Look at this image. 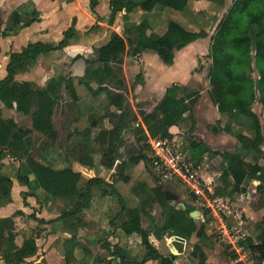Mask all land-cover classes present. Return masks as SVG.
<instances>
[{"label": "trees", "instance_id": "trees-1", "mask_svg": "<svg viewBox=\"0 0 264 264\" xmlns=\"http://www.w3.org/2000/svg\"><path fill=\"white\" fill-rule=\"evenodd\" d=\"M189 1L111 0V7L113 14L122 10L129 12L136 7H140L147 13H160L167 7L181 11L186 8ZM97 2L98 0L91 1L93 11H95ZM22 18L23 16L17 11L11 14L13 29L22 22ZM217 21L211 35L208 54L210 66L205 84L210 87V97L220 116L231 112L255 119L256 138L249 140L243 134H238L237 137L246 142L250 141L252 147H259V144L264 142V131L262 132L257 114L252 111V105L258 96L259 100L264 102V0H232L224 15ZM28 23L30 22L25 24ZM150 27L151 24L145 17L139 24L126 28V36L116 31L111 32L109 41L98 48L96 59L86 60L89 65L88 73L99 85L96 91L100 93L106 90L113 104L119 108L108 114L109 128H103L97 137V141H100L103 146L106 166L112 170L108 180L99 176L85 178L72 165L56 168L50 163L38 161L33 157L19 163L17 179L29 189L42 188L53 197H63L68 200L67 207L61 210L58 219L69 222L68 229L74 241L77 236V226L83 224L84 221L83 211L90 207L95 189L106 186L101 194L115 195L120 204V210L110 224L116 227L115 220L123 216L121 222L123 231L127 234L139 233L147 249L142 259H128L124 248L116 243L109 251L111 259H108L106 264H146L149 259L160 260V264H173L176 256L163 255L151 242L152 233L158 238L165 233L180 235L188 240L194 236L197 237L199 241L194 245L191 253L198 258L199 264H205L207 258L202 244L210 240L205 222L196 221L188 211L177 207L167 196L165 186L159 183L150 186L145 181L137 182L131 188L139 200L135 207L126 206L122 194L115 186L119 180L129 181V176L124 174L128 161L131 163H138L142 160L150 161L146 150L151 153L150 146L146 142L148 135L144 133L137 139L136 149L128 152L129 160L119 159L121 156L119 145L123 130L130 119L127 117L129 111L123 106V94L112 89L121 90L126 86L123 70L124 54L137 56L146 49H152L164 63L172 64L175 61L176 51L209 35L206 29L191 30L174 19L168 20L167 29L161 35H149ZM76 34L73 25L65 31V37L58 45L36 41L29 43L21 52L12 53L6 66L7 75L0 79V100L4 105L14 108V103H16L18 111L25 114L32 112V126L29 129L39 131L53 140L58 134L53 115L62 97L63 86L74 100H77L79 96L73 78L59 74L50 78L44 87H35L29 81H17L15 76L33 65L40 55L58 49L62 50ZM80 57L82 55L73 57V61ZM254 69L259 73L257 80L252 76ZM199 95L200 92L186 87V93L178 96L172 87L168 88L154 110L150 112L141 110L140 112L149 134L162 137L171 136V127L180 126L185 113L193 114ZM191 98H194L192 105L189 101ZM226 129H229L228 125ZM26 136L15 120L4 118L0 110V206L11 201L13 187L12 176L4 172V157L8 152L24 148L27 141ZM188 141L189 152L197 162L205 154L221 155L223 159L220 176L222 184L218 187V189L221 187V193L232 194L246 191L247 186L244 182L250 171L254 175L259 171L262 173L263 184L259 186V190L264 192V167L255 164L248 171L240 153L214 150L204 140L193 136H188ZM52 150L51 147L46 155H40L42 161H46L45 157L48 158ZM153 202L158 203L163 209L161 219H157L148 212V206ZM21 213L22 211L17 210L11 216L0 217V255L6 264H23L27 258L33 257L38 252L39 247L35 236L25 238L21 245L16 242L14 217ZM144 215L149 218L148 226L144 225ZM258 226V231L248 237L247 244L256 256L264 259V228L260 224ZM111 233L115 236L114 231ZM105 242L109 245L108 239ZM75 251L74 242L66 251L67 262L76 261ZM232 256L235 257V254L233 253Z\"/></svg>", "mask_w": 264, "mask_h": 264}, {"label": "crops", "instance_id": "crops-1", "mask_svg": "<svg viewBox=\"0 0 264 264\" xmlns=\"http://www.w3.org/2000/svg\"><path fill=\"white\" fill-rule=\"evenodd\" d=\"M91 1L92 0H0V79L4 78L7 75L6 66L10 61L12 53L21 52L22 49L29 43L36 41L58 45V43L65 37V31L73 25L77 34L68 43L67 46H65L62 50L58 49L47 54L40 55L36 62L27 70L21 71L16 74V80L19 82L29 81L35 86L44 87L50 78L58 76L61 73L63 75H66L64 69L67 68V57L84 55L86 58H88V55L91 54L94 57L92 59H96L98 48L109 41L111 32L116 31L119 34L123 35L126 28L139 24L145 17H147L151 24V27L148 29V34L161 35L166 31L167 22L169 19H171L170 17L165 15L163 11L160 13H147L140 7H136L129 12L126 10H122L113 14L111 0H98L95 11H93ZM192 3H194V6L197 7V10L200 4L203 5L206 8V12L200 13L199 10H195L194 12L193 8H190L191 6L194 7ZM214 5L215 1L190 0L185 9L178 11L179 13H181L177 15L178 19L176 20L191 30L206 29L209 33L208 37L199 38L191 42L186 47L176 51L175 61L172 64L164 63L158 56V54L152 49H146L137 56L126 53L123 56L124 75L127 74L129 66H131V61L127 56L129 55L130 58L134 57V59L137 58L139 62H143V71L147 76L151 77L150 80H152L153 85L160 86L159 88L165 87L161 92V98L165 95L167 89L172 87L174 84L192 88L193 85L191 84V77L196 68L197 61L202 57V53H206V49H202V46L208 42V47H210L211 35L218 22L213 17L211 18V20H207L214 12ZM14 11L19 12L23 16V18L22 22L13 29V27L11 26V14ZM185 13H187V16H185ZM28 21L30 23L25 24ZM150 58H153L156 61H158V59L162 61L163 64H160V73L154 72L159 69L151 66L152 64L149 60ZM86 60L87 59L83 60V63L78 62L72 64L69 68L70 71L72 70L71 73L73 74L77 70V68H84L85 73L87 69ZM128 64L129 66H127ZM184 71L185 73H183ZM180 77L185 79L181 80ZM196 77H198L197 73ZM116 91L120 93L122 89ZM208 99L213 105H215L210 97L209 92ZM203 100L207 102V100L205 99V90L200 92V95L195 102L194 108L196 104H198L199 107V104ZM14 105V108H8L0 100V110L2 111V115L4 118H12L4 116V108L18 111L16 108V103H14ZM252 111L257 114L263 132L264 102H261L259 100V96L252 105ZM214 112L205 111V113H209L212 116L208 115V117L206 118L203 117V120L205 121L212 118V120L208 122L211 123L216 120V118H225L226 124L223 125L221 123L220 126H214L210 130H205L204 134L200 133V135L203 134L207 136V138L206 136L202 137L204 142H206L212 149H214L210 144V139L213 138L214 141L217 142V139H219L220 146L222 147L224 145L222 148H224L225 150H217L221 152L240 153L246 163L248 171H250L249 169L255 164L264 167V142H261L259 144V147H252L250 141L246 142L237 137L238 134H243L249 140H254L256 138L257 130L253 118L243 115H237L231 112L223 116H219L217 112ZM187 117H190L189 112L184 114L182 120L180 121V126L178 127H182V125L188 119ZM226 125L229 126L228 130L226 129ZM105 128H109V125L105 126ZM146 132H148V130H146ZM229 137H231L232 140L229 141ZM208 138L209 140H207ZM206 155L207 154H205L204 156ZM245 155L246 158L244 157ZM222 163L223 159L221 160V171L219 170L218 172H214V176L207 174L210 180L214 181V185L216 186L218 184L216 183L215 177L218 181H220V176L222 173ZM143 166H145L143 161H140L138 163H127L125 168L126 174L129 173L127 175L131 176L134 172L143 169ZM73 167L75 170L81 172V174L85 178L99 176L107 179L108 175L112 171L109 167L103 165L99 166L98 168L95 167L94 170L87 169L83 164L75 165ZM261 174L262 173L259 171L256 175H254L252 171H250L244 182L245 186H247L246 191L240 193L234 192L232 194L228 193L226 195L220 196H225L226 198L228 197L227 199H229L230 197L237 198V196L238 198L240 196H242L241 198H243L244 194H248V196H250L252 193L263 195L264 192L259 190V186L263 184ZM12 179V199L9 203L0 206V217L11 216L17 210L22 211V213L24 214L30 215L25 207H17L16 210H13V208H11L16 200V193L20 194L23 191H27L26 185H23L18 181L17 173L15 176L12 175ZM136 180V178L130 177L129 183L131 184V188L133 186L132 183ZM140 181H145L150 186H154V184L150 180ZM126 185L127 186L119 182L115 184L118 191L122 194L126 206L135 207L138 205L139 200L133 194L131 188H129L128 183ZM40 191L46 193L42 188H37L36 190H32V194H40ZM114 198L115 197L113 195H99L94 193V197L92 199L90 207L84 209L83 211V224L77 226V236L75 241L72 239V233L68 229L69 222H64L63 220L58 219L61 214V210L59 212L56 211L52 218L41 216L40 218H44L46 221H48V239L45 238V240H47V243L43 248V251L45 253L43 254L44 260L42 264H54V260H59L65 257L66 251L73 245L74 242L76 245L75 256L80 257L78 260L83 259L85 260V262L91 261L90 263L92 264L95 263L96 257L97 260L99 259L97 254L102 255L104 253L106 257L104 258V256L102 255L101 259L103 260V263L101 264H106L107 260L111 259V257L109 256V251L116 243H119V245L124 248L128 259H142L145 256L147 249L142 243L141 235L136 232L127 234L123 231V229L121 228L123 216H120L115 220V228H112V225L109 223L111 217L114 216L113 214H115L116 216L119 212L117 203ZM247 211L249 212V210ZM14 219L16 220V216L14 217ZM110 231H114L115 236H112L110 234ZM169 235V233H165L161 238H158L154 233H152L150 236V240L163 255L176 256L173 264H189V259H186L188 254H191V257L195 261V264L199 262L198 258L194 257L191 253L196 243L192 246H189L188 244V246L184 250L185 254L177 255L173 252ZM30 236L36 237V235H27V237L25 238H28ZM102 239L103 245L102 248H98L97 254L96 252H92V250H89V242L96 245L100 242V244H102ZM106 239H108L109 245H104ZM38 240L39 238L36 237V241L39 247ZM190 241L191 239L189 240V242ZM21 244L22 243H20L19 245ZM62 246L64 247V250L62 249ZM189 247L190 249H192L191 252L188 251ZM202 248L206 254V258H208L206 260L207 264H219V261L213 260L209 257L210 255H208V251L206 250V248H204V246H202ZM39 249L40 247L38 248V250ZM77 251H79L80 255ZM83 252L84 254H82ZM146 264H160V260L149 259L147 260Z\"/></svg>", "mask_w": 264, "mask_h": 264}, {"label": "rangeland", "instance_id": "rangeland-1", "mask_svg": "<svg viewBox=\"0 0 264 264\" xmlns=\"http://www.w3.org/2000/svg\"><path fill=\"white\" fill-rule=\"evenodd\" d=\"M231 3L232 0H215V5L213 6L214 12L207 20H211L212 17L216 20H219L224 15ZM192 5L194 6V3H192ZM190 8H193L194 12L195 10H197L196 6H191ZM205 9L206 8L201 4L198 7L200 13L206 12ZM163 12L165 15L175 20L178 19L177 15L181 13L172 8L163 9ZM185 16H187V13H185ZM123 35L126 36L125 31ZM202 49H206V53H202V57L199 58L197 61L196 68L191 77V84L193 85V87L189 89L198 92L205 90V99L207 100V102H205L204 100L201 101L199 107L198 104H196L193 110V114L190 115V117H187L188 119L182 125L183 128L178 127V130H172V132L174 134H177L178 137L182 140L184 139L180 136L185 134L184 144L188 151V136H193L197 139L203 140L202 137L206 136L203 135L205 130H210L214 126H220L221 123L223 125L226 124L225 118H216V120L211 123L208 122L212 120V118L205 121L203 120V117L206 118L208 117V115L212 116L209 113H205V111H215L214 113L217 112L218 115L219 112L217 110V107L209 101L208 92L210 87L205 84V78L207 76L210 66V60L208 57V42L202 46ZM127 56L128 59L131 61V66H129V64L127 65L129 66V69L127 74L124 75L127 87L125 86V88H123L120 93L123 94V106L126 110L129 111L127 117L130 120L124 127L119 145V152L121 154L119 159H125L126 161L129 160L130 156L128 152L136 149L135 144H137V139L141 137L144 133L149 134V132H146V125L140 114L141 110L147 112L154 110V108L157 106L158 102L161 99V92L165 88H159L160 86L152 84V80H150L151 77L147 76L143 71V62H139L137 58L134 59V57L130 58L129 55ZM92 58L94 57L91 54L88 55V58L82 55V57L75 61H73V57L66 58L67 68L64 69L66 72L65 76L73 78V81L76 84L77 91H79V96H77V100H74L71 97L69 91L65 88V86H63L62 97L61 99H59L53 115V121L58 132L56 139H49L41 132L29 129L32 126V112H30L29 114H24L20 111H15L12 109H3L4 116L14 118L18 126L27 135L25 137L27 138V141L26 146L24 148H21L20 150L15 152H8V154L4 157V172L6 174L15 176L18 172L17 170L19 163L25 160L28 161L32 157L37 159L38 161L50 163L56 168H62L68 165L75 166L83 164L86 166L87 169L94 170L95 167L98 168L101 165H107L106 158L103 155L102 143L100 141H97V137L99 133L103 130V128L109 125L108 114L112 111L119 110V108L113 104L106 90L100 93L96 91L99 85L95 80H93L92 76L88 73V63H86V72L84 73V68H81L80 75L78 74V68L73 74L71 73L72 70H69L72 64L78 62L81 63L85 59L93 60ZM149 60L152 64L151 66H154L156 69H159L154 72L160 73V64H163L162 61L160 59L156 61L153 58H150ZM183 73H185V71ZM196 73L199 78L196 77ZM252 76L256 80L259 78V73L256 69H254V71L252 72ZM180 79L184 80L185 78L183 79L182 77H180ZM172 88L174 90V93L178 96H181L186 93L185 86H178L174 84ZM189 101L192 105L194 103V98H191ZM218 120L220 121L218 122ZM253 121L256 122L254 118ZM200 133L203 134L200 135ZM207 140H209V138ZM217 140L218 142L214 141V139L211 138V146L215 150H225L224 148H222L224 145L221 147L219 139ZM228 140H232L231 137H229ZM51 147L53 148V150L51 151V153H49L48 158L45 157L46 161H42L40 155H46V152ZM146 151V153L149 154L150 157L151 153L148 150ZM244 157L246 158V155ZM221 160V156L217 154L216 156L215 154H207L206 156H203V158L198 163L203 164L205 174L214 176V172H218L219 170L221 171ZM142 161L144 162L145 166L142 167L143 169H140L139 171L134 172L131 176H129V181L130 177H134L137 180L134 181L132 185H135L137 182H140V180H150L154 185L157 184V178L156 176H154L150 169V161ZM128 163L131 162L128 161ZM124 174L127 175L129 173L126 174L125 171ZM106 180H108V178ZM215 180L218 184L217 186L214 185L215 187L213 188L215 194L226 195L224 193H221V187L218 189V187L222 184L221 180L218 181L216 177ZM129 181L119 180L118 182L122 183L125 186H127L126 184L128 183L129 188H131V184L129 183ZM177 181L163 183V186H165L166 191H169L177 196V198L173 200V203L177 205V207L180 208V204L182 202H186L194 209H197V207H199L202 213L204 214V217L206 219V228L208 233L210 234V240L208 241V243L202 246H204V248H206V250L208 251V255H210L209 257L213 260L219 261V264H233V252L222 239V232L219 228L222 223L221 220H223V222L227 226H232L237 223V214H241V216L247 223L246 226L248 227V233L250 234V236L252 234L254 235L258 231L259 224L261 225V227L264 228V194L261 195L258 193H252L250 196H248V194H244L243 198H241L242 196H240L239 198L238 196L237 198L230 197L228 201L225 202V205H227L226 209L229 210V212L227 210H220L219 213L215 215L213 213H210V210L206 207H201L200 205H198L199 200L197 196L191 193L190 190H186L185 188H183ZM105 188L106 186L96 188L95 194L101 195L102 191ZM26 189L27 191H23L20 194L16 193V200L11 207L13 208V210H16L17 207H25V209L30 213V215L21 213L16 216V242L20 244L23 242L24 238L27 237V235H36V237L39 238L38 243L40 249L38 250L36 255L30 257L29 259H26L23 264H42L44 260L43 254L45 253L43 251V248L47 243V240H45V238L48 239V222H42L41 220L45 219L40 217L44 216L46 218H52L56 211L59 212L60 210L67 207L68 200L63 197L54 198L51 195L49 196V194L43 193V191H40V194L33 195L32 190L36 189H29L28 186H26ZM218 192L220 194H218ZM113 196L115 197L114 200L117 203L118 210H120L118 198L115 195ZM209 196H211L210 193ZM223 197L226 198L225 196ZM194 209L192 211H194ZM247 210H249V212ZM148 212L154 214L157 219H161L163 215L160 205L155 202L151 203V205L148 206ZM113 215L115 216V214ZM114 216L111 217L109 223H111ZM143 219L144 225L148 226L149 218L144 215ZM199 222L202 223L201 219L199 220ZM111 227L115 228L113 224ZM111 232L112 231H110V234H112ZM101 241L102 244H100V242L97 245L89 242V250H92V252H96L97 254L98 248H102L103 245V239ZM191 241L189 242V246H192L197 243L198 239L194 236ZM104 245H106V242H104ZM62 249L64 250L63 246ZM188 251L191 252L192 249H190L189 247ZM77 252L79 254V251ZM82 254H84V252ZM104 254L102 255L105 258L106 255ZM102 255L97 254L99 259L97 260L96 257V261L93 264L103 263V260L101 259ZM79 258L80 257H76V261L70 260L69 262H67L66 258L63 257L62 259L54 260L53 262L54 264H92L90 263L91 261L85 262V260L83 259L78 260ZM186 259H189V264H195V261L192 259L191 254H188ZM0 264H6L1 255Z\"/></svg>", "mask_w": 264, "mask_h": 264}, {"label": "built area", "instance_id": "built-area-1", "mask_svg": "<svg viewBox=\"0 0 264 264\" xmlns=\"http://www.w3.org/2000/svg\"><path fill=\"white\" fill-rule=\"evenodd\" d=\"M172 128V127H171ZM172 132V130H171ZM146 142L150 146V169L156 176L159 184L177 181L183 188L190 190L199 200L198 205L206 207L210 213L218 214L220 210H227L225 202L227 198L216 195L214 181L210 180L209 176L204 172L202 163L195 161L190 152L186 149L184 140L181 135L180 139L177 134L172 132L171 136H152L147 134ZM209 193L211 196H209ZM208 194V195H207ZM204 200V201H203ZM224 201V202H223ZM199 212L198 221L206 222L204 214L197 207ZM229 212V210H227ZM237 223L232 226H227L221 220L219 226L222 234V239L230 250L235 254L232 258L233 264H264V259L256 256L247 244V239L250 236L248 233L247 223L241 216L237 214ZM170 242L172 243L173 252L177 255L185 254L184 250L189 244V240L183 236L170 234ZM182 247V251L179 250Z\"/></svg>", "mask_w": 264, "mask_h": 264}, {"label": "water", "instance_id": "water-1", "mask_svg": "<svg viewBox=\"0 0 264 264\" xmlns=\"http://www.w3.org/2000/svg\"><path fill=\"white\" fill-rule=\"evenodd\" d=\"M81 63H83V62H81ZM78 74L80 75L81 74V70L80 69H78ZM171 130H173V131H175V130H178V126H173L172 128H171ZM166 194H167V196L170 198V199H172V200H174L175 198H177V196L176 195H174V194H172L171 192H169V191H166ZM181 209H183V210H186V211H188L189 213H190V215L196 220V221H198V215H199V212H198V210L197 209H194V208H192L188 203H186V202H182L181 204ZM194 209V211H192ZM197 215V216H196ZM196 216V217H195ZM179 250L180 251H182V247L181 246H179Z\"/></svg>", "mask_w": 264, "mask_h": 264}]
</instances>
